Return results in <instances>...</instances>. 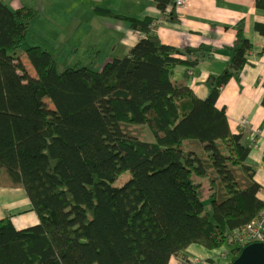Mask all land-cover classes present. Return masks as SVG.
<instances>
[{
    "label": "trees",
    "instance_id": "obj_1",
    "mask_svg": "<svg viewBox=\"0 0 264 264\" xmlns=\"http://www.w3.org/2000/svg\"><path fill=\"white\" fill-rule=\"evenodd\" d=\"M171 1L157 7L165 12ZM256 4L264 10V0ZM96 10L142 38L100 70L60 69L39 45L22 53L34 10L0 0V188L24 190L38 218L22 229L11 215L0 219V264H170L192 245L221 249L264 209L245 132L217 108L251 43L238 35L201 100L174 77L178 66L194 67L185 56L195 50L162 43L150 17ZM255 29L264 36V24ZM44 98L58 118L45 113ZM231 250L227 264L241 253Z\"/></svg>",
    "mask_w": 264,
    "mask_h": 264
},
{
    "label": "crops",
    "instance_id": "obj_2",
    "mask_svg": "<svg viewBox=\"0 0 264 264\" xmlns=\"http://www.w3.org/2000/svg\"><path fill=\"white\" fill-rule=\"evenodd\" d=\"M3 1L14 9L22 6L33 9L39 5L50 13V18L44 15L42 19L51 25L53 31L62 32L73 25L72 18L84 20L88 30L82 43L73 45L67 54L66 46L58 45L56 39L52 46L60 55L63 51L64 62L72 52L77 54L83 48L87 58L78 60L77 65L86 62L88 65L95 64L93 59L96 58L102 60L96 63L102 66L113 58H123L143 36L129 28L124 20L99 14L97 8L159 21L155 32L162 43L182 51L195 50L185 56L195 62L194 67L187 71L188 67L178 66L174 77L179 81L185 80L201 100H206L211 93L209 79L222 75L228 68L234 54L233 46L238 35L242 34L252 45L248 62L222 86L217 108L225 112L235 131L245 132L246 140L251 145L247 163L255 167V179L261 187L259 197L264 201V36L255 29L257 23L264 24V10L257 8L256 0H190L189 8L177 7L173 0L165 12L157 7V0H36L34 5L23 4L21 0ZM171 11L173 19L167 16V12ZM85 24L82 23L80 29ZM41 47L53 54L58 62L60 56L57 57L48 47ZM30 205L24 190L0 188V206L5 212L2 215H11L15 225L19 223L26 228L37 223L38 218L33 219L32 223H28L26 218H16L31 213ZM217 250L192 245L183 256L173 257L170 264H181V258L208 259Z\"/></svg>",
    "mask_w": 264,
    "mask_h": 264
},
{
    "label": "rangeland",
    "instance_id": "obj_3",
    "mask_svg": "<svg viewBox=\"0 0 264 264\" xmlns=\"http://www.w3.org/2000/svg\"><path fill=\"white\" fill-rule=\"evenodd\" d=\"M127 1L128 0H124V2H127ZM35 2H36V0H21V3H23V4L29 3L30 5L31 4L34 5ZM33 10H34V17L30 20V26H29L30 35L28 36L27 40L25 41V43L23 45V48H22L23 54H25L24 51L26 50V48L33 46V45L43 46L44 48L48 47L50 50L53 51V53H55L57 55V57L60 56V57H58L59 58L58 59V62H59L58 67L60 69H64L66 67H75V66H77L76 62L78 60H81V58H87V56L85 54H83V48H82L81 50H79V52L77 54L75 52H72L70 55V58L68 57L67 61L64 62V60H62L65 57V56H63V54H64L63 51L60 55L58 51H54V48H52V46H54V44H55L53 42L54 39L57 40L56 42L58 43V45H62L64 47L66 46V48H65L66 54L69 52L70 48L73 47V45H77L76 43H79V42L82 43V40L84 38V34L88 30V26L85 24L84 20L82 21V20L72 18L73 25H70V26L66 27L65 29L62 26V28L64 29L62 32H60L59 30L53 31L50 27L51 25H48L42 19V17L44 15L50 18L51 17L50 13L45 11L44 9H41L39 5L37 6V8H33ZM86 19H88V17H86ZM82 23H84L85 26H83L80 29V26ZM104 53H106V51ZM90 54L92 55L93 53L90 52ZM93 60L95 61V64L92 63V64L88 65V64H86L87 63L86 62V63H82V64L80 63L79 65L80 66L94 67L95 69L98 68V70H100L103 65L99 66L96 63L99 61H102V60L96 59V58H94ZM100 104H101V107H102V109L106 115L107 122L113 128L119 129V125H118L116 119L114 118V116L112 114V109L110 107L109 102L107 100H103V101H101ZM41 106L47 115H49L50 117L58 118V113L56 111V107H55L54 103L49 98H44L41 102ZM207 204L209 205V208H210V202H207ZM7 211L8 210H6V213H7ZM3 213H5V212H4L3 208L0 206V217L1 218H3V215H2ZM16 218L18 220H20L19 218H26V221L28 223H32V220L37 218V215L33 211H31V213H25L22 217L17 216ZM16 226L18 227V229L22 228V225H20L19 223H16ZM224 247L227 249H232L235 246L232 243H227L224 245Z\"/></svg>",
    "mask_w": 264,
    "mask_h": 264
},
{
    "label": "built area",
    "instance_id": "obj_4",
    "mask_svg": "<svg viewBox=\"0 0 264 264\" xmlns=\"http://www.w3.org/2000/svg\"><path fill=\"white\" fill-rule=\"evenodd\" d=\"M175 6L177 7H190V0H175ZM159 24V21L154 23V26H157ZM222 90V87L220 88V91ZM247 123V122H245ZM244 123V125H245ZM231 243L234 244L238 250L242 251L244 248H246L248 245L253 243H263L264 244V209L261 212V214L258 216V218L243 227H239L235 229L231 235L230 239ZM234 256V252L231 249L222 248L215 251V254L208 259L205 258H193V259H186L181 258L180 263L181 264H215L213 262H219L221 264H227L228 260ZM211 261H213L211 263Z\"/></svg>",
    "mask_w": 264,
    "mask_h": 264
},
{
    "label": "water",
    "instance_id": "obj_5",
    "mask_svg": "<svg viewBox=\"0 0 264 264\" xmlns=\"http://www.w3.org/2000/svg\"><path fill=\"white\" fill-rule=\"evenodd\" d=\"M230 264H264V244L253 243L248 245Z\"/></svg>",
    "mask_w": 264,
    "mask_h": 264
}]
</instances>
